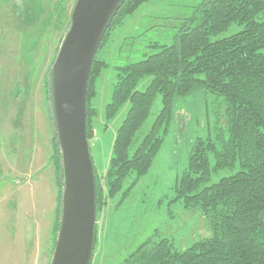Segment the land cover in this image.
Returning <instances> with one entry per match:
<instances>
[{
  "label": "trees",
  "instance_id": "1",
  "mask_svg": "<svg viewBox=\"0 0 264 264\" xmlns=\"http://www.w3.org/2000/svg\"><path fill=\"white\" fill-rule=\"evenodd\" d=\"M147 1L125 0L107 32L116 19L132 14ZM197 11L182 20L171 44L154 42L150 46L156 52L116 67L118 81L105 107V120H112L126 103L130 108L116 132L104 180L109 194L114 195L134 175L129 190L132 189L148 173L162 148L176 101L198 90L216 94L226 106V127H218L214 139H196L189 152L188 169L175 187V199H181L187 209H201L213 236L184 250L176 249L168 238L151 236L122 264H264V0H207ZM234 23L242 29L213 39ZM97 56L98 53L87 92L88 138L90 109L98 113L90 106L93 87L108 67ZM146 76L152 78L151 82L140 91L137 87ZM45 86L48 102L52 101L49 70ZM158 94L162 96V108L150 130L138 136ZM58 142L55 131L52 161L59 172L62 193ZM226 169L237 171L209 183L213 174ZM97 174L96 171L98 212L105 197Z\"/></svg>",
  "mask_w": 264,
  "mask_h": 264
},
{
  "label": "rangeland",
  "instance_id": "2",
  "mask_svg": "<svg viewBox=\"0 0 264 264\" xmlns=\"http://www.w3.org/2000/svg\"><path fill=\"white\" fill-rule=\"evenodd\" d=\"M206 1L149 0L132 14L116 19L109 28L97 56L105 60L108 67L97 78L93 87L95 94L90 100L91 108L98 111L95 114L90 109L91 132L88 138L97 171L107 168L116 132L130 108V104L126 103L112 120H105V107L111 101L114 85L118 81L116 67L145 59L156 52L157 49L150 46L154 42L171 44L182 20L194 16ZM76 2L77 0H46L49 15L46 72H52V66L71 24ZM3 29L0 26V32ZM241 29L239 24L234 23L213 39L232 35ZM6 36L11 37L10 34ZM151 79L146 76L137 89L144 91ZM48 103L55 135L54 111L51 112L53 102ZM225 107V103L216 94L204 90L179 98L175 103L170 132L162 148L148 173L132 189L129 190L134 175L126 179L121 191L112 195L104 180L106 172L103 175L97 174L98 182L104 187L105 201L97 212L95 243L89 264H122L136 247L151 236L155 239L172 240L178 250H184L197 241L213 236L201 209H187L181 199H175V187L188 169L189 152L196 139H214L217 128L226 127ZM161 108L162 96L158 94L138 136L150 130ZM56 136L58 138L57 131ZM53 149L55 150L54 143ZM210 164L214 165L212 155ZM56 168L52 161L49 173L47 171L40 178L36 177L37 180L30 181V200L32 186L35 184L37 190L38 184L41 185L35 206L28 201L25 204L29 206H24L20 212H14L13 220L5 216V231L0 234V264L51 263L62 213L63 186L60 193L57 178L59 172L56 173ZM236 171L226 169L215 173L209 183H215ZM18 197L15 194V198ZM10 223L12 225L8 226Z\"/></svg>",
  "mask_w": 264,
  "mask_h": 264
},
{
  "label": "crops",
  "instance_id": "3",
  "mask_svg": "<svg viewBox=\"0 0 264 264\" xmlns=\"http://www.w3.org/2000/svg\"><path fill=\"white\" fill-rule=\"evenodd\" d=\"M48 20L46 0H0V234L6 215L13 220L28 201L35 206L41 185L37 190L32 186L30 200L29 183L51 169L54 129L45 86ZM107 168L95 170L103 175Z\"/></svg>",
  "mask_w": 264,
  "mask_h": 264
},
{
  "label": "water",
  "instance_id": "4",
  "mask_svg": "<svg viewBox=\"0 0 264 264\" xmlns=\"http://www.w3.org/2000/svg\"><path fill=\"white\" fill-rule=\"evenodd\" d=\"M125 0H77L52 66V102L63 170L62 213L50 264H89L97 222L96 170L87 135L92 65Z\"/></svg>",
  "mask_w": 264,
  "mask_h": 264
}]
</instances>
